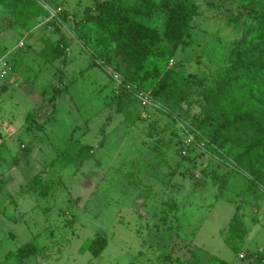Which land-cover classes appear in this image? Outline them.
<instances>
[{"label":"rangeland","instance_id":"374dc122","mask_svg":"<svg viewBox=\"0 0 264 264\" xmlns=\"http://www.w3.org/2000/svg\"><path fill=\"white\" fill-rule=\"evenodd\" d=\"M36 1L44 11L25 26L0 3V53L14 50L0 78V264H264V189L199 133L185 142L189 127L208 135L217 125L202 123L206 96L242 37L239 1L192 0L189 44L139 70L175 71L185 95L175 110L163 96L142 109L126 95L136 88L119 89L133 70L93 23L78 22L95 0ZM43 4L62 10L52 17ZM138 18L161 31L166 14ZM61 32L65 56L48 62L40 51ZM56 87L66 88L54 99ZM235 215L242 240L230 231ZM98 234L108 245L94 258ZM28 242L36 254L7 257Z\"/></svg>","mask_w":264,"mask_h":264},{"label":"trees","instance_id":"16d2710c","mask_svg":"<svg viewBox=\"0 0 264 264\" xmlns=\"http://www.w3.org/2000/svg\"><path fill=\"white\" fill-rule=\"evenodd\" d=\"M238 1L233 17L236 22L244 19L242 37L225 77L206 96L209 112L202 123L216 122L217 125L208 135L198 124L193 128L208 139L213 152L223 151L226 157L231 154L234 163L264 189V0ZM0 3L14 14L21 26L37 19L44 11L36 0H0ZM158 11L166 14L161 31L138 18ZM199 13V5L192 0H95V5L86 7L83 18L78 22L93 23L115 45L133 70L128 75L121 73L125 82L150 91L154 98L163 96L164 105L175 110L185 100L184 93L179 90V80L174 77L175 71L167 70L162 74L158 67H154L140 75L139 70L150 57L167 61L179 48L187 46L189 29ZM68 15L64 11L62 16L66 18ZM45 43L40 53L46 61L54 62L65 56L67 42L62 32L56 41L46 39ZM151 77L157 78L156 85L151 89L145 88L141 81ZM65 88L56 87L54 99ZM126 95L135 98L129 92ZM135 102L140 106L136 98ZM39 112H30L27 120L35 119ZM230 231L241 240L248 233L238 215L231 220ZM107 245L108 238L98 234L89 245V251L97 258ZM37 252V245L28 242L7 257L15 255L25 260ZM216 260L220 264H231L220 258Z\"/></svg>","mask_w":264,"mask_h":264},{"label":"built area","instance_id":"2783aa9c","mask_svg":"<svg viewBox=\"0 0 264 264\" xmlns=\"http://www.w3.org/2000/svg\"><path fill=\"white\" fill-rule=\"evenodd\" d=\"M39 1H43V0H39ZM44 7H46V9L50 12V14H52V17L58 16V13H60V11L62 10L61 8L55 9L53 7H51L48 4H43ZM24 41H21L19 43V47H23L24 46ZM14 50L11 49L9 50L7 53H5L4 55H2L0 53V78L1 79H5L9 73L12 70V66L10 64V59L8 58L9 54L12 53ZM121 76V75H120ZM113 77H115L116 79L119 78V74L114 72L113 73ZM122 77V76H121ZM123 79L120 80L119 82V89H124V90H128V91H132L133 88H136L137 90H135L134 93V97L139 101L140 103V107L142 109L155 105V98L152 95V93L150 91L147 90H143V89H138L136 85H134L133 83H129V82H125L124 77H122ZM198 131L193 128V127H189V129L186 130V144H191V142L194 140V137L196 135H198ZM200 134V133H199ZM201 135V134H200ZM186 146V145H185ZM240 258H245L244 254H239ZM253 261V258H252Z\"/></svg>","mask_w":264,"mask_h":264},{"label":"crops","instance_id":"0c3cea01","mask_svg":"<svg viewBox=\"0 0 264 264\" xmlns=\"http://www.w3.org/2000/svg\"><path fill=\"white\" fill-rule=\"evenodd\" d=\"M6 87H4V89H5Z\"/></svg>","mask_w":264,"mask_h":264}]
</instances>
